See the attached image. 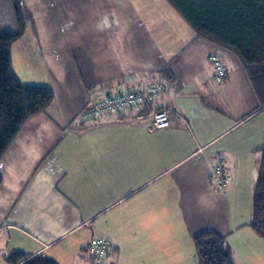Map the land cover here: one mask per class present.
Here are the masks:
<instances>
[{
    "label": "crops",
    "instance_id": "1",
    "mask_svg": "<svg viewBox=\"0 0 264 264\" xmlns=\"http://www.w3.org/2000/svg\"><path fill=\"white\" fill-rule=\"evenodd\" d=\"M10 2L0 0L1 32L18 31ZM19 3L12 68L54 99L0 160V263L18 251L87 264L92 238L105 235L113 242L105 264H199L194 236L211 230L234 264L240 236L259 264L254 245L264 239L249 223L264 111L240 58L198 36L169 0ZM213 53L227 68L223 82ZM157 80L168 88L153 107L178 110L167 128L150 131L151 113L141 121L137 109L79 117L107 94ZM219 156L224 189L212 174Z\"/></svg>",
    "mask_w": 264,
    "mask_h": 264
},
{
    "label": "trees",
    "instance_id": "2",
    "mask_svg": "<svg viewBox=\"0 0 264 264\" xmlns=\"http://www.w3.org/2000/svg\"><path fill=\"white\" fill-rule=\"evenodd\" d=\"M10 1L18 31H0V160L26 121L45 112L54 99L51 87L24 85L12 68V45L23 33V19L19 0ZM169 1L198 36L234 52L240 58L264 111V0ZM249 226L264 239V146ZM194 244L199 264H234L232 249L218 232L202 231L194 236ZM7 261L10 264H59L43 255L18 251L9 254Z\"/></svg>",
    "mask_w": 264,
    "mask_h": 264
},
{
    "label": "built area",
    "instance_id": "3",
    "mask_svg": "<svg viewBox=\"0 0 264 264\" xmlns=\"http://www.w3.org/2000/svg\"><path fill=\"white\" fill-rule=\"evenodd\" d=\"M209 59L216 70L215 80L223 82L228 72L220 55L213 53ZM167 88V82L157 80L142 89L119 90L86 105L79 113V117L82 121H90L104 114H117L129 109H137L142 112L138 117L141 121L146 117V113H151L150 120L147 122L150 131L164 129L171 125V120L174 115L178 114V110L175 107L154 108L153 102L165 93ZM212 174L217 179L218 188L224 189L228 184V173L224 158L221 156L213 167ZM112 246L113 242L108 236L95 235L90 245L91 260L87 264H105Z\"/></svg>",
    "mask_w": 264,
    "mask_h": 264
},
{
    "label": "rangeland",
    "instance_id": "4",
    "mask_svg": "<svg viewBox=\"0 0 264 264\" xmlns=\"http://www.w3.org/2000/svg\"><path fill=\"white\" fill-rule=\"evenodd\" d=\"M10 1L8 0V3ZM11 7L12 3L10 2ZM12 9V8H11ZM239 242L242 243V245H245L244 247L241 248L242 245H240V247H238L237 253H238V259L241 261L240 264H252L254 262H251L249 259V251L247 248H251V244L249 242V240H247L244 236H240L239 237ZM239 243V244H240ZM238 244V245H239ZM254 248L257 252V256H259V258L255 259V261H257L259 264H264V247L259 246L255 243ZM0 264H8L7 262H2Z\"/></svg>",
    "mask_w": 264,
    "mask_h": 264
}]
</instances>
